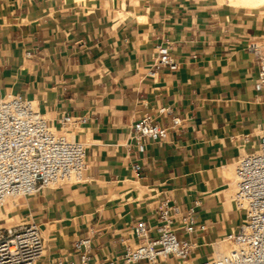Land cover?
<instances>
[{
	"label": "crops",
	"instance_id": "crops-1",
	"mask_svg": "<svg viewBox=\"0 0 264 264\" xmlns=\"http://www.w3.org/2000/svg\"><path fill=\"white\" fill-rule=\"evenodd\" d=\"M230 1L0 0V93L35 100L56 128L66 114L88 119L74 131L87 143L84 181L26 201L46 240L40 264L78 262L74 243L87 236L105 264L124 252L135 221L156 225L164 198L207 225L185 236L199 244L194 261L240 223L234 165L264 133V88L248 50L264 45V6ZM163 42L179 66L151 76ZM144 117L169 134L141 152L132 125Z\"/></svg>",
	"mask_w": 264,
	"mask_h": 264
},
{
	"label": "built area",
	"instance_id": "built-area-1",
	"mask_svg": "<svg viewBox=\"0 0 264 264\" xmlns=\"http://www.w3.org/2000/svg\"><path fill=\"white\" fill-rule=\"evenodd\" d=\"M248 50L259 67L255 86L260 91L264 88V45L252 41ZM26 56L32 57L34 52L28 50ZM178 66L170 45L157 44L149 74ZM87 121L83 115L66 114L56 128L35 100L0 93V209L8 199L29 198L43 189L84 181L87 143L76 139L74 131ZM180 122L174 118L172 126ZM168 134V127L148 117L132 125V138L141 152L147 140L164 141ZM133 168L138 173L142 166L137 162ZM235 180L233 201L242 218L223 237L232 244L231 251H214L205 260L194 261L191 255L199 244L185 236L204 232L207 225L197 222L193 208L184 209L164 198L156 211V225L146 219L135 221L125 236L124 252L104 260L105 264H264V133L254 150L237 160ZM26 217L30 221L0 227V264H40L45 256L46 240L40 224L31 215ZM92 244L91 236L74 243L78 262L57 258L48 264H102L92 259Z\"/></svg>",
	"mask_w": 264,
	"mask_h": 264
},
{
	"label": "bare ground",
	"instance_id": "bare-ground-1",
	"mask_svg": "<svg viewBox=\"0 0 264 264\" xmlns=\"http://www.w3.org/2000/svg\"><path fill=\"white\" fill-rule=\"evenodd\" d=\"M232 2H235V4L237 3V5H238V3H243V5H244V3H246V5H248V4H251L252 6H255V7H257V6H260V5H263L264 6V0H231ZM230 1V2H231ZM229 2V1H228ZM248 3V4H247ZM233 4V3H232ZM245 6V5H244ZM235 169V168H234ZM236 185V184H235ZM236 188H237V186H236ZM17 199V198H16ZM16 199H8L6 202H5V204H4V206L0 209V219L4 216L5 217V215L8 213V212H10L11 211V209L12 208H15L16 206H18L19 204H20V202L18 201V200H16ZM25 204V203H24ZM23 204V205H24ZM4 207H6L5 208V210H4ZM15 217H11V216H9V217H6V221L7 222H5V223H0V227H9L10 225H11V221L14 219ZM16 219H17V217H16ZM224 242H227V241H223L222 240V242H219V243H215L214 245H213V249H214V251H215V253H217L218 251H220V252H229V251H231L232 249H233V246L232 245H229V246H227V244H225Z\"/></svg>",
	"mask_w": 264,
	"mask_h": 264
},
{
	"label": "rangeland",
	"instance_id": "rangeland-1",
	"mask_svg": "<svg viewBox=\"0 0 264 264\" xmlns=\"http://www.w3.org/2000/svg\"><path fill=\"white\" fill-rule=\"evenodd\" d=\"M224 1V0H222ZM237 162V161H236ZM236 167V163L234 165V168ZM234 177H235V169H234ZM236 192V186L233 187V195L234 193ZM30 198V197H29ZM29 198H17L16 200H18L20 202V204L18 206H16L15 208H12L10 212H8L5 217L3 216L0 220H3L5 219L6 220V217H15L12 221H11V225L12 224H15V223H23V222H27V221H30V219L28 217H26V212H24V209L25 207L27 206L26 204V201L29 199ZM23 203H25V206L23 205ZM6 207H4V210H5ZM17 217V219H16ZM7 222V221H6ZM0 223H4V222H0ZM10 225V226H11ZM225 244H227V246L229 245H232L228 242H224ZM229 244V245H228ZM207 253H205V257H207Z\"/></svg>",
	"mask_w": 264,
	"mask_h": 264
}]
</instances>
